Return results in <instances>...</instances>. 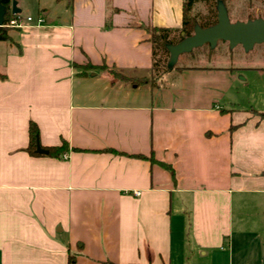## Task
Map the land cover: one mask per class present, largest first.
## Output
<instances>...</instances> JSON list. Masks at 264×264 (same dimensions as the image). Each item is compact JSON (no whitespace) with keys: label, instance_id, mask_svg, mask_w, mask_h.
I'll return each mask as SVG.
<instances>
[{"label":"crops","instance_id":"1","mask_svg":"<svg viewBox=\"0 0 264 264\" xmlns=\"http://www.w3.org/2000/svg\"><path fill=\"white\" fill-rule=\"evenodd\" d=\"M15 1L32 22L0 42V264H264V108L228 106L237 68L149 81L147 30L178 32L183 0ZM30 123L64 149L29 155Z\"/></svg>","mask_w":264,"mask_h":264},{"label":"rangeland","instance_id":"2","mask_svg":"<svg viewBox=\"0 0 264 264\" xmlns=\"http://www.w3.org/2000/svg\"><path fill=\"white\" fill-rule=\"evenodd\" d=\"M13 2L15 0H11ZM220 2L230 22H237L238 18H244L249 14V20L264 18V0H206L196 2L190 7L191 15L197 20L201 27H207L216 20V4ZM27 16H23L24 19ZM32 18V17H31ZM192 33V32H191ZM190 33V34H191ZM176 33L167 36L168 42L178 41ZM168 57V58H167ZM153 76L146 78H125L123 75L110 73L113 82H128L127 85H142L143 81H154L164 85L166 88L173 86L178 81L176 69L201 68V69H238L241 80L237 79L235 89L226 96L230 102V108H244L247 110L256 107L264 108V49L255 44L252 48H243L240 45L230 47L226 42L218 40L214 45L208 43L191 47L187 51L178 54L174 59L158 48L155 49ZM168 70H167V69ZM167 74V75H166ZM164 76V77H163ZM160 78V79H159ZM162 78V79H161ZM96 87L103 86V82L96 81ZM242 85L244 87H242ZM120 89V92H123ZM126 91H132L127 87ZM226 102V101H225Z\"/></svg>","mask_w":264,"mask_h":264},{"label":"water","instance_id":"3","mask_svg":"<svg viewBox=\"0 0 264 264\" xmlns=\"http://www.w3.org/2000/svg\"><path fill=\"white\" fill-rule=\"evenodd\" d=\"M215 9L216 22L214 25L207 28L195 26L192 33L187 37H184V34L181 32L180 37L183 39L180 42L175 45L166 46L169 59H174L178 54L187 51L193 46L203 43H208L212 46L218 40L226 42L230 47L240 45L243 48L250 49L253 45L258 44L262 45L264 49V19L231 23L220 2L216 4ZM5 13L6 10L0 3V27ZM9 13L10 15H17L19 13L13 1H10ZM35 152L38 154L47 153V151L39 147L37 142L35 143Z\"/></svg>","mask_w":264,"mask_h":264},{"label":"trees","instance_id":"4","mask_svg":"<svg viewBox=\"0 0 264 264\" xmlns=\"http://www.w3.org/2000/svg\"><path fill=\"white\" fill-rule=\"evenodd\" d=\"M204 1H206V0H183L182 16H181V28L179 29L178 32L164 31L161 29H148L147 30V32L149 34V42L151 45V57H152L150 79L153 76V71L155 68L154 67V64H155L154 55H155V49L156 48H158L162 52L168 54V52L166 50V46L175 45L178 42H180L183 39L182 37H180L181 32L184 34V37H187L190 35V33L192 32V30L195 26L203 28L200 26L199 22L197 20H195V18L191 15L190 7L196 2H204ZM0 3L6 10V13L3 17V23H5L10 16V13H9L10 0H0ZM16 16L18 17V15H16ZM262 19H264V18H262ZM215 22H216V20H215ZM215 22L213 24H211L210 26L214 25ZM210 26H207V27H210ZM207 27H204V28H207ZM9 30L10 29L0 27V42L8 40L7 32ZM173 33H176L178 35V38H179L176 43H171V42H168V40H167V36L169 34H173ZM2 79H4V76L2 74H0V80H2ZM145 82L146 81H143V83H145ZM36 142H37V129H36L35 125L30 123L28 126V145L26 148V152L31 156L38 154L35 152V143ZM64 146H65V144L61 143V145L59 147H48V148H45L44 150L47 151L48 156H57L59 154V152H61L64 149ZM165 168H167V167H165ZM169 172L172 175V172L171 171H169Z\"/></svg>","mask_w":264,"mask_h":264},{"label":"built area","instance_id":"5","mask_svg":"<svg viewBox=\"0 0 264 264\" xmlns=\"http://www.w3.org/2000/svg\"><path fill=\"white\" fill-rule=\"evenodd\" d=\"M22 21H24L25 24H29L32 22V19L30 17H25L22 20L16 15H10L8 20L5 23H2L1 27L7 28V29H23L25 28V26L22 23ZM41 23H42V20L40 18H37L35 19L33 25L39 26L41 25Z\"/></svg>","mask_w":264,"mask_h":264}]
</instances>
